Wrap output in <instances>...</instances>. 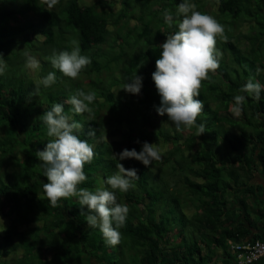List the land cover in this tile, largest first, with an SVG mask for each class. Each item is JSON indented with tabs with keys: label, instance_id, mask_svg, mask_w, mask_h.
<instances>
[{
	"label": "trees",
	"instance_id": "1",
	"mask_svg": "<svg viewBox=\"0 0 264 264\" xmlns=\"http://www.w3.org/2000/svg\"><path fill=\"white\" fill-rule=\"evenodd\" d=\"M90 1L59 0L48 8L42 0H0V55L7 65L0 75V264H236L228 240L262 238L251 236L248 202L254 198L252 170L264 174V75L255 76L247 65L257 67L264 52V0H190L197 7L211 4L227 37L221 40L220 67L202 82L197 97L204 104L197 124L206 126L200 136L195 126L178 132L155 110L160 97L152 73L159 45L178 29L158 33L144 25L153 6L164 12L184 0ZM134 18L141 24L133 26ZM242 21L248 23L245 34L236 25ZM76 46L91 62L71 79L50 58ZM29 57L38 68L28 66ZM50 72L56 80L45 87L40 82ZM135 75L142 77L138 95L123 90ZM249 79L262 86L259 100L240 92ZM78 90L94 93L90 112L75 113L66 103ZM236 95L246 96L239 113L233 111ZM55 104L82 125L74 134L94 149L78 189L109 188L105 181L118 163L112 153L139 152L144 142L159 150L161 158L147 168L134 159L120 161L137 169L139 179L129 191L116 192L129 210L116 246L106 243L99 228L88 227L77 197L53 208L43 191L47 179L36 153L52 138L40 117ZM234 202L247 225L237 221ZM171 203L182 228L191 225L198 238L176 233L171 241ZM185 206L194 209L192 219ZM252 264H264V258Z\"/></svg>",
	"mask_w": 264,
	"mask_h": 264
},
{
	"label": "clouds",
	"instance_id": "2",
	"mask_svg": "<svg viewBox=\"0 0 264 264\" xmlns=\"http://www.w3.org/2000/svg\"><path fill=\"white\" fill-rule=\"evenodd\" d=\"M42 2L48 8H53L59 0ZM196 8V4L190 0H184L178 5L177 14L182 16L178 23V31L159 45L160 58L155 62L156 70L152 73V80L160 97L159 107L155 109L157 114L161 117L166 116L178 132L195 126L198 130L197 135L200 136L206 132V126L197 124V118L204 110L203 102L197 97L200 95L202 82L210 79L209 73L216 72L220 67L218 59L220 53L216 48L217 38L226 41L227 37L223 25ZM165 22L169 25L173 22L172 15L167 11ZM50 60L53 68L71 79H76L91 62L80 54L78 46L71 52L53 54ZM28 66L36 69L39 64L34 57H29ZM6 67L4 58L0 55V75L4 73ZM55 80V72H50L40 83L49 87ZM131 81L123 85V90L138 95L142 87V77L135 75ZM261 88L259 82L249 79L240 92L251 94L259 100ZM36 91H39V86ZM94 99V93L78 90L66 103L72 106L75 113H85L91 111L88 105ZM234 101L233 111L239 113L246 96L236 95ZM40 118L47 125V135L52 138L43 151L36 153L42 162L40 167L43 168L47 179V183L43 184V191L51 207H58V201L61 199L77 197L81 214L85 215L88 227L99 228L109 246L118 245L121 241L118 229L124 226L129 210L126 205L117 202L116 192L129 191L135 187L133 181L139 179L137 169L125 168L120 161L134 159L147 168L152 161L161 158L158 148L154 143L144 142L139 152L135 149H123L120 153H112L118 163L117 172L105 181L109 188H97L95 191L78 189V185L87 179L84 166L91 163L95 156L93 146L74 134L81 131L82 125L65 114L62 104L53 105L51 110L44 112ZM92 134L94 133L89 132L88 135ZM0 227L3 228L2 219Z\"/></svg>",
	"mask_w": 264,
	"mask_h": 264
},
{
	"label": "rangeland",
	"instance_id": "3",
	"mask_svg": "<svg viewBox=\"0 0 264 264\" xmlns=\"http://www.w3.org/2000/svg\"><path fill=\"white\" fill-rule=\"evenodd\" d=\"M115 0H106V2L107 3H112V2H114ZM95 2H97V0H91L89 3H87V5H89L90 3H95ZM167 2H164V4H166ZM215 5H216V2H215ZM217 6V5H216ZM153 8L154 9H156L154 6H153ZM158 8V10H152V11H149V13H148V15L149 16H147V15H145V21L147 20V22L146 23H144V25L145 24H147L148 23V25H150V24H152L154 27H155V30L157 29V31H158V33H164V32H167L168 30H177L178 29V23H179V21L182 19V16H179L177 13H175V12H173L172 11V9H178V7H176V8H172V9H170L169 10V7H166V9L164 10V12H162V8L164 9V7L163 6H160V7H157ZM196 10H198V11H200L201 12V10L202 11H204V12H202V13H205V14H207V15H210V16H212V17H214L217 21L219 20V19H217L216 17H215V13H214V11H213V8H212V5L211 4H200L197 8H196ZM168 12V13H170L171 15H172V17H173V22H172V24L171 25H169L168 23H166L165 22V12ZM177 12H178V10H176ZM147 16V17H146ZM144 21V22H145ZM239 21V20H238ZM219 22V21H218ZM220 23V22H219ZM141 24V21L139 20V19H133L132 20V25L134 26V25H140ZM220 24H222V23H220ZM236 25L237 26H239L238 27V30L241 32V33H243V34H245L246 32H247V28H248V23L246 24L245 22H241V23H236ZM143 27V26H142ZM157 34H153L152 36H151V38H152V40L154 39V37L156 36ZM236 36H238L236 39L237 40H239L242 36L241 35H237L236 34ZM244 43H246L245 41H241L240 42V46L241 47H244ZM221 40H220V38L218 37L217 38V43H216V48H217V50H218V52L220 53V55H221V51H220V48H221ZM242 49V48H241ZM240 49V50H241ZM135 50V47L133 48V49H131L130 48V52H131V54H134L136 51H134ZM264 53V52H263ZM263 53H261L260 55H258V57H260V60H257V62H256V65H258L257 67H254V63H251L250 64V66H249V68H248V65H247V70L249 69V72L250 71H253V73H255L256 75L255 76H258V77H260L261 76V78H262V75H264V66H263V58H264V54ZM241 56V55H240ZM142 66V65H141ZM254 76V77H255ZM209 80V79H208ZM207 80V81H208ZM206 81V80H205ZM107 117V115L104 117V118H106ZM117 134V133H116ZM114 137L115 138H117L118 136L117 135H114ZM234 197V196H233ZM232 201H234L233 199H232ZM251 203H255V204H257V200H255L253 197H251ZM172 203L170 204V208L169 209H167L168 211H174V214H173V217H174V219L172 220V222L170 223L172 226L170 227V233L174 236L176 233H178V234H182V236H184V237H187V238H190L191 236L192 237H196V238H198V234L194 231V230H192L191 228H190V226L191 225H186L184 228H182V226H181V223H180V217H181V215H180V217H179V214H178V216H177V214H175V209H174V207H172ZM233 205L234 206H237V204H236V202H234L233 203ZM187 206H189V205H187ZM187 206H185V208H182L183 209V212H184V215H185V211H186V218L189 220V219H192V215H193V213H194V209L192 208V207H187ZM176 215V216H175ZM177 217H178V219H177ZM172 219V218H171ZM174 224H175V226H174ZM178 224H180V226L178 225ZM176 236H174V237H171L172 239H171V241H173V240H175L176 238H175ZM228 247H230V243H228Z\"/></svg>",
	"mask_w": 264,
	"mask_h": 264
},
{
	"label": "crops",
	"instance_id": "4",
	"mask_svg": "<svg viewBox=\"0 0 264 264\" xmlns=\"http://www.w3.org/2000/svg\"><path fill=\"white\" fill-rule=\"evenodd\" d=\"M253 172V176L252 178L249 180V185H251V187H255L254 189V199L257 200V204L253 203V205H251V202H248V205H250V208H248V212H249V218L253 220V222L255 223L254 228H252L251 231V236L253 235H258V236H262V238H260V240L264 241V174L262 173L261 169L256 168L255 170H252ZM251 200V199H250ZM256 206V207H254ZM234 208H236L238 211L241 210V206L237 205L234 206ZM240 212V216L237 218V221L240 223H245V217H244V212L243 211H239ZM250 228V227H248ZM237 241H233V240H228V243H236Z\"/></svg>",
	"mask_w": 264,
	"mask_h": 264
},
{
	"label": "built area",
	"instance_id": "5",
	"mask_svg": "<svg viewBox=\"0 0 264 264\" xmlns=\"http://www.w3.org/2000/svg\"><path fill=\"white\" fill-rule=\"evenodd\" d=\"M229 252L236 253V264H252L264 258V242L254 240L242 243H230Z\"/></svg>",
	"mask_w": 264,
	"mask_h": 264
},
{
	"label": "water",
	"instance_id": "6",
	"mask_svg": "<svg viewBox=\"0 0 264 264\" xmlns=\"http://www.w3.org/2000/svg\"><path fill=\"white\" fill-rule=\"evenodd\" d=\"M180 264H183V263H180Z\"/></svg>",
	"mask_w": 264,
	"mask_h": 264
}]
</instances>
